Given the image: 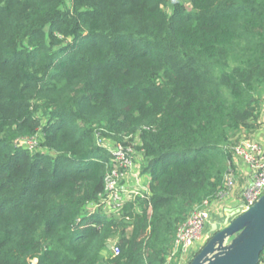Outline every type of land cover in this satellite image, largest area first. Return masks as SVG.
I'll return each instance as SVG.
<instances>
[{"label": "trees", "instance_id": "trees-1", "mask_svg": "<svg viewBox=\"0 0 264 264\" xmlns=\"http://www.w3.org/2000/svg\"><path fill=\"white\" fill-rule=\"evenodd\" d=\"M263 108L264 0H0V264H180ZM116 145L149 182L112 214Z\"/></svg>", "mask_w": 264, "mask_h": 264}, {"label": "built area", "instance_id": "built-area-1", "mask_svg": "<svg viewBox=\"0 0 264 264\" xmlns=\"http://www.w3.org/2000/svg\"><path fill=\"white\" fill-rule=\"evenodd\" d=\"M231 151L232 162L225 177L226 188L233 187L231 166L235 164L234 160H241L250 170L251 181L248 185L246 184L247 186L244 185L239 193L238 208L245 210L264 193V150L257 141L245 138L231 146ZM111 155L113 156L111 161L114 164L105 173L104 193L101 194L100 202L92 204V207H100L105 213L115 214L123 206L129 194L145 196L148 191L149 178L140 174V164L143 160L142 151L128 154L127 151L116 145L111 147ZM122 178L125 179V182L120 181ZM210 202L206 199L201 205H196L186 220L178 225L169 260L178 250H181L183 255L188 248H191L196 241L203 237V230L210 218L208 208ZM113 252L118 253V248L113 247ZM258 264H264V257Z\"/></svg>", "mask_w": 264, "mask_h": 264}, {"label": "water", "instance_id": "water-1", "mask_svg": "<svg viewBox=\"0 0 264 264\" xmlns=\"http://www.w3.org/2000/svg\"><path fill=\"white\" fill-rule=\"evenodd\" d=\"M210 227L212 234L189 264H258L264 248V193L245 210L238 208L223 220L215 217Z\"/></svg>", "mask_w": 264, "mask_h": 264}, {"label": "crops", "instance_id": "crops-1", "mask_svg": "<svg viewBox=\"0 0 264 264\" xmlns=\"http://www.w3.org/2000/svg\"><path fill=\"white\" fill-rule=\"evenodd\" d=\"M262 125L257 129L252 135L251 138L257 141L264 150V108L261 117ZM235 164L231 167V177L233 180V187L229 189L222 198L214 199L211 202L212 206L209 208L210 218L207 221V225L211 226L215 217H220L221 220L226 215L232 214L238 207L239 201L236 199L239 196L240 189L244 185H248L251 181V175L249 168L241 162V160H234ZM246 185V186H247ZM219 200V201H218ZM221 202H228L229 206L221 208ZM223 217V218H222ZM205 229V228H204ZM204 234V230H203ZM197 247L188 248V254L186 255L184 261L187 264L190 262V259L195 254ZM182 261V258H181Z\"/></svg>", "mask_w": 264, "mask_h": 264}, {"label": "rangeland", "instance_id": "rangeland-1", "mask_svg": "<svg viewBox=\"0 0 264 264\" xmlns=\"http://www.w3.org/2000/svg\"><path fill=\"white\" fill-rule=\"evenodd\" d=\"M173 1H174V0H169V4L172 3ZM181 1H183V2L186 3V4H188V0H181ZM21 144L25 145V141H22ZM35 149H39V150H41L40 146L35 147ZM228 177H229V176H228ZM228 190H229V189H227V190L225 189V190L223 191V195H224ZM222 197H223V196H222ZM222 197H221V198H222ZM236 199L239 201V199H240L239 196H238ZM218 201H219V200H218ZM212 203H213V202H210L208 208H210V207L212 206ZM220 205H221V208L229 206L228 202H221ZM222 218H223V217H222ZM207 224H208V223H207ZM207 224H206L205 229H204L203 237H202L200 240L196 241V242L193 244V246H191V248L197 247L196 249H199V248H200L202 245H204L205 242L208 240V238H209L210 235L212 234V231H211V227L208 226ZM187 254H188V251L186 250V251L183 253V255H182V261H181L180 264H186L185 261H184V259H185V257H186Z\"/></svg>", "mask_w": 264, "mask_h": 264}]
</instances>
